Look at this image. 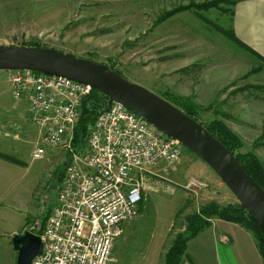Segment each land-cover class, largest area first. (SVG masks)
<instances>
[{
	"label": "rangeland",
	"instance_id": "rangeland-1",
	"mask_svg": "<svg viewBox=\"0 0 264 264\" xmlns=\"http://www.w3.org/2000/svg\"><path fill=\"white\" fill-rule=\"evenodd\" d=\"M5 1L0 2V16L10 12L19 16V9L30 14L35 6L32 0H12L17 11H9ZM207 1H62L63 15L68 6V25L58 42L30 31L7 39L9 43H0V48L57 50L103 64L161 98L184 100L203 125L214 120L226 125L242 142L238 152L254 154L264 168V62L219 31L232 27L230 12L191 8L190 4ZM188 5L189 9L167 16ZM9 78L8 71L0 70V121L14 123L9 132L17 134L18 140L13 139L10 157L17 166L10 188L0 187V264L16 262L13 235L40 231L44 217L57 202L67 159L62 149L50 146L42 147L41 158L32 157L35 147L43 145L40 131L31 121L28 100L13 98ZM153 173L138 216L124 225L115 243L111 264H161L174 233L183 230L185 216L209 200L207 193L222 198L225 204L227 195L236 201L231 207L240 208L212 169L184 147L177 162L163 164ZM193 176L206 180L207 188L196 194L187 190ZM167 230L169 235L161 245ZM191 250L196 253L195 247Z\"/></svg>",
	"mask_w": 264,
	"mask_h": 264
},
{
	"label": "built area",
	"instance_id": "built-area-1",
	"mask_svg": "<svg viewBox=\"0 0 264 264\" xmlns=\"http://www.w3.org/2000/svg\"><path fill=\"white\" fill-rule=\"evenodd\" d=\"M13 98L29 102L30 118L43 146L66 154L56 204L46 217L41 253L30 264H111L123 227L138 216L153 170L177 162L183 146L122 104L103 102L82 147L73 132L83 100L94 89L61 76L10 71ZM207 184L195 177L186 189L196 194ZM226 241V240H225Z\"/></svg>",
	"mask_w": 264,
	"mask_h": 264
},
{
	"label": "water",
	"instance_id": "water-1",
	"mask_svg": "<svg viewBox=\"0 0 264 264\" xmlns=\"http://www.w3.org/2000/svg\"><path fill=\"white\" fill-rule=\"evenodd\" d=\"M0 70L61 76L87 84L110 101L122 104L205 162L236 197L240 209L251 217L264 238V191L221 142L169 101L129 82L103 64L53 49L0 48ZM11 245L16 252L15 264H30L42 250L40 236L31 232L13 235Z\"/></svg>",
	"mask_w": 264,
	"mask_h": 264
},
{
	"label": "crops",
	"instance_id": "crops-1",
	"mask_svg": "<svg viewBox=\"0 0 264 264\" xmlns=\"http://www.w3.org/2000/svg\"><path fill=\"white\" fill-rule=\"evenodd\" d=\"M14 1L16 3L18 0ZM14 1H5L9 11H17ZM62 1L67 2V0H32L35 5L32 13L29 14L26 10L22 12L19 9V16H14L11 12L8 15L0 16V43H9L7 39L11 38L10 41H12V38L31 33L30 31L37 37L42 35L44 38L50 37L58 42L62 31H65L68 25V6L65 7L63 15ZM54 6L58 8L53 10L52 7ZM231 26L235 37L242 45L247 46L252 51L250 53L264 62V0H241L237 2L233 7ZM54 32L57 34V38L52 37ZM257 106L259 107V102ZM9 125L13 127L14 123L0 121V145L2 149L0 153L13 157L11 153L13 151L12 142L13 139L18 140V135L9 132ZM15 166H17L16 163L0 158V187L5 188L7 186V190L10 188ZM193 177L207 182L200 177ZM207 194L209 200L201 203V206L211 201L222 207L236 206V201L230 199L227 195L225 196L228 198V204H225L222 198ZM182 229H184V226ZM181 231L183 230H179V232ZM168 235L169 231L167 230L159 241L161 245L164 243V237ZM171 242L168 246L171 245ZM159 243L158 249L160 248ZM193 247L196 248V253L191 250ZM161 264H163V258ZM180 264H263V262L255 239L249 231L237 224L228 223L214 217L211 219L209 228L187 243Z\"/></svg>",
	"mask_w": 264,
	"mask_h": 264
},
{
	"label": "trees",
	"instance_id": "trees-1",
	"mask_svg": "<svg viewBox=\"0 0 264 264\" xmlns=\"http://www.w3.org/2000/svg\"><path fill=\"white\" fill-rule=\"evenodd\" d=\"M239 1L241 0H210L201 4L190 5L191 8L195 7L204 11L216 9L222 12H230L233 16V7ZM223 6H231L232 9H227ZM187 9H189V5L179 8L177 11H171L169 14L167 13V16H171L178 11ZM219 31L222 33V35H224L236 45L243 47L248 52H252L247 46L242 45V43L235 37L232 27L228 30L220 29ZM106 99L107 98L105 96L93 90L91 95L83 100L80 117L73 132L72 143L74 147H82L84 145V139L89 131V128L93 124L98 111L100 108H102L103 102ZM163 99L169 101L188 117L200 123L214 138L221 142L235 156L237 162L240 164L243 170L264 191V168L262 163L252 153L238 152L242 148V142L226 125H224L219 120H214L207 125H203L196 119L195 111L193 109L189 110L187 108L186 101L180 99H173L172 101H170L168 98ZM0 158L17 163L16 160L3 153H0ZM49 212L50 211H48V215ZM48 215H46V217ZM46 217H44L43 224L41 223L40 231L36 233L38 236H41L42 234ZM214 217H217L218 219L228 223L237 224L249 231L255 239L259 255L264 264V238L255 222L245 211H242L240 208H233L231 206L222 207L214 201L200 206L197 211L185 216L184 229L183 231L175 234L171 245L164 254L163 264H180L185 254L187 243L197 237L204 230L209 228L211 225V219Z\"/></svg>",
	"mask_w": 264,
	"mask_h": 264
}]
</instances>
